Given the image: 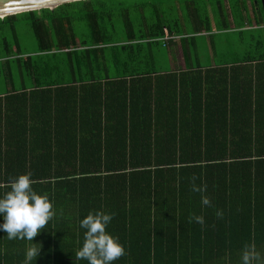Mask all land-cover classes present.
<instances>
[{
    "label": "trees",
    "instance_id": "obj_1",
    "mask_svg": "<svg viewBox=\"0 0 264 264\" xmlns=\"http://www.w3.org/2000/svg\"><path fill=\"white\" fill-rule=\"evenodd\" d=\"M262 1L174 0L162 8L158 0H76L0 18V195L30 173L55 209L33 238L42 247L32 264H88L75 258L85 231L79 221L96 210L115 213L107 231L126 251L113 264H241L246 245L264 260V118L170 117L175 104L155 92L165 31L185 61L205 33L215 63H229L232 50L235 61L261 68L254 81L229 86L208 71L187 97L230 95L239 100L231 107H205L264 112ZM168 80L159 82L171 94ZM178 87V110L202 113ZM62 123L96 133L50 132ZM193 177L210 206L191 190ZM192 215L204 224L190 223ZM31 243L0 231V264H23Z\"/></svg>",
    "mask_w": 264,
    "mask_h": 264
},
{
    "label": "clouds",
    "instance_id": "obj_2",
    "mask_svg": "<svg viewBox=\"0 0 264 264\" xmlns=\"http://www.w3.org/2000/svg\"><path fill=\"white\" fill-rule=\"evenodd\" d=\"M30 173L19 174L8 183L9 190L0 195V231L6 232L7 239L27 240L32 242L26 247L23 264H32L41 254L40 243H34L33 238L48 225L55 215L53 200L47 192L39 194L32 187ZM191 190L201 193V205L210 206L211 201L203 195L206 188L195 183L192 178ZM222 210L216 215L222 216ZM115 216L111 211H89L79 223L84 229L82 246L75 254L76 260H86L88 264H113L125 255V247L118 236L107 231ZM204 224L202 215H192L189 222ZM39 245V246H37ZM241 264H264L261 253L254 245H246L241 254Z\"/></svg>",
    "mask_w": 264,
    "mask_h": 264
},
{
    "label": "crops",
    "instance_id": "obj_3",
    "mask_svg": "<svg viewBox=\"0 0 264 264\" xmlns=\"http://www.w3.org/2000/svg\"><path fill=\"white\" fill-rule=\"evenodd\" d=\"M173 5V4H172ZM171 18V23L173 26L176 28H179V25H177V18H178V13L174 12L173 16L172 13L170 14ZM253 24V23H252ZM183 29H185V26H182ZM249 28V27H245ZM231 30V29H229ZM207 37V34L202 33L200 37L197 38V43L198 46L193 50L191 53V57L188 59V61H185L183 54H182V47L181 44L179 43L178 38L172 39L173 43L170 44L167 41H164L163 38L160 40L162 42V47L165 51V62L164 63H157V70L160 72L157 76L160 78L157 80V84L155 83V89H156V95L160 96L161 98L164 99V101H167L168 103L175 104V109L178 110L179 107V102L181 101V98L179 96H176V91L177 87L178 90L181 89L182 92L186 95L183 99L186 105L189 104V102H201L203 105V108L205 107L206 102L209 103H216L215 106H221V104H225V108L231 107L232 103H235L239 100H232V96L230 95H223V96H215V97H207V98H200L198 96L196 97H187V91H189V85L193 83H198L197 81L199 79H203L206 77V74L208 71H211V73L207 74L209 77L210 81L212 80V77L214 80H217L216 77L217 75L220 77V81L224 84V86H229L231 82L235 85V81H237L238 85L247 83L249 81H254L256 79V71L261 68L259 64H245V63H239L234 60V53L232 50L230 51V61L229 63H215L212 57V52L211 49L208 47H204V43L207 41L204 40ZM177 39V40H176ZM169 41V40H168ZM207 44V43H206ZM179 48L180 54L176 55L174 54V49ZM251 66V68H248ZM176 76V78H172ZM199 75V77H198ZM170 81V86L169 88L170 91H173L174 93L168 94L162 90V87L160 86L161 82H159L160 79H168ZM199 78V79H198ZM179 80H182L179 82ZM234 81V82H233ZM176 96V97H175ZM168 97V98H166ZM218 97V98H216ZM157 99V101L162 102V99ZM263 98V97H262ZM196 99V100H194ZM209 99V100H207ZM262 100V99H261ZM244 101H252L256 102L257 100L255 97L251 98L250 100H244ZM187 107L186 110H170L167 112V114H170V117H175L176 118L180 117L181 115H188L190 112H195L197 116L202 119L204 118H214V119H220L223 116H226L228 118L234 117H244V116H251L252 118L259 116L261 118H264V112L263 111H255V106L252 105L251 110H243L237 106L234 107L232 110H226V111H217L214 112L210 110L209 106L205 107L203 109V112L199 111H192L191 109H188ZM254 111V112H253ZM157 119L162 120L163 117L165 119L166 116V111H162L160 113L155 114ZM133 117V116H132ZM135 117V116H134ZM136 118V117H135ZM35 120H37L40 124H42V121L37 117ZM203 127H207L210 130H225L226 127H223V125L218 126V125H213L212 123L208 124H203ZM53 126L51 127H44L43 130H52ZM264 129V125L261 127ZM190 129V128H189ZM78 130L76 127H72L71 124L68 123H62L58 125L57 130L55 131H50L51 133H58V134H73V133H84V134H90V133H96L93 132V130H80V131H75ZM153 130H159L156 126L153 128ZM228 130V129H227Z\"/></svg>",
    "mask_w": 264,
    "mask_h": 264
},
{
    "label": "water",
    "instance_id": "obj_4",
    "mask_svg": "<svg viewBox=\"0 0 264 264\" xmlns=\"http://www.w3.org/2000/svg\"><path fill=\"white\" fill-rule=\"evenodd\" d=\"M76 0H0V18L41 8H54L60 4ZM264 9V1H262Z\"/></svg>",
    "mask_w": 264,
    "mask_h": 264
},
{
    "label": "rangeland",
    "instance_id": "obj_5",
    "mask_svg": "<svg viewBox=\"0 0 264 264\" xmlns=\"http://www.w3.org/2000/svg\"><path fill=\"white\" fill-rule=\"evenodd\" d=\"M139 1H143V0H139ZM144 1H153V0H144ZM158 1H161L162 2V5H161V7L162 8H165L168 4H170L171 2H173L174 0H158ZM179 3H182V5H183V3L186 1V0H177ZM200 1V0H199ZM124 2H126V3H132V2H134V0H124ZM181 5V4H180ZM177 40V39H176ZM31 47H34V46H31ZM174 54H180V50H179V48H175L174 49ZM158 55H159V62L160 63H164L165 62V51L162 49L161 50V53H160V51H159V53H158Z\"/></svg>",
    "mask_w": 264,
    "mask_h": 264
},
{
    "label": "built area",
    "instance_id": "obj_6",
    "mask_svg": "<svg viewBox=\"0 0 264 264\" xmlns=\"http://www.w3.org/2000/svg\"><path fill=\"white\" fill-rule=\"evenodd\" d=\"M164 35H165V37H163V40L164 41H168V40H171V39H174L175 38L173 36H169L168 33H167V31H165V34Z\"/></svg>",
    "mask_w": 264,
    "mask_h": 264
}]
</instances>
